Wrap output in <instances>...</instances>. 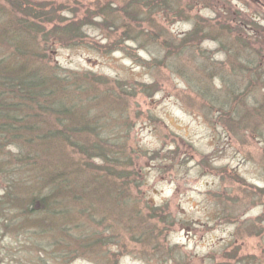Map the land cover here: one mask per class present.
Returning a JSON list of instances; mask_svg holds the SVG:
<instances>
[{"label":"rangeland","instance_id":"obj_1","mask_svg":"<svg viewBox=\"0 0 264 264\" xmlns=\"http://www.w3.org/2000/svg\"><path fill=\"white\" fill-rule=\"evenodd\" d=\"M43 1L57 15L64 13L62 8L75 9L78 19L72 22L76 32L65 38L47 33L46 43L34 40L45 49L43 62L50 68L44 70L60 78L58 71L87 78L93 88L86 84L84 90L91 93L69 96L68 102H75L87 121L110 120L106 138L122 135L123 149L134 152L126 167L128 178L114 186L107 181L112 164L102 169L95 166L98 160L79 158L69 147L59 149L68 185L90 190L73 204L65 201L69 213L57 224L62 246L50 253L52 247L43 242L34 249L27 241L31 232L23 236L22 221L13 220L18 212H0V264H264V90L235 97L246 79L229 65L223 71L214 60H226L228 53L222 50L231 52L230 44L236 48L237 41L222 36L224 45L217 48V41L205 37L216 26L212 10L228 8L238 19L254 18L241 22L254 27L256 22L264 34V0H231L230 6H222V0H181L186 2L182 13L170 11L167 17L143 22L141 31L149 35L143 44L122 34V28L139 30L121 17L125 3L129 10L134 6L132 0ZM99 13H106L104 19L96 17ZM111 24L119 28L109 29ZM51 26L42 27L48 31ZM190 32L194 36L187 38ZM253 47L260 53L258 45ZM202 90L209 97L200 95ZM77 168L80 172H72ZM85 169L95 174L87 179ZM70 174L75 176L68 178ZM98 175L99 184L94 180ZM7 177L12 184L8 200L16 205L18 184ZM1 185L0 198L6 195ZM99 189L112 191L117 202L106 195L102 199ZM115 194L125 206H117ZM66 227L71 238L62 241ZM92 228L101 233L98 241H104L97 252L69 253L80 252L81 238ZM115 235L117 242L107 241Z\"/></svg>","mask_w":264,"mask_h":264},{"label":"trees","instance_id":"obj_2","mask_svg":"<svg viewBox=\"0 0 264 264\" xmlns=\"http://www.w3.org/2000/svg\"><path fill=\"white\" fill-rule=\"evenodd\" d=\"M131 2L134 6L130 10L127 8L128 2L121 8V17L130 25L137 24L136 27L139 30L122 28V34L125 39L137 44H143L149 39V35H144L141 31L143 22L148 24L153 16L167 17L170 11L180 14L186 10V2L181 0L179 3H176L178 0H132ZM230 3L231 0H222L220 4L230 6ZM192 4L193 1L189 3V9L193 7ZM62 9L64 13L57 15L56 9L43 0H0V178L2 177L5 181L1 180L0 185L2 184L3 193L6 194L0 198V212L17 211L16 220H13L16 223L22 221L23 236L31 232L28 243L37 249V246L46 242V245L49 244L52 247L49 250L50 253L52 250L58 251L62 246L61 239L57 235V224L69 213V208L66 207L69 203L65 201L73 204L90 191L68 185L69 181L66 178L68 175L60 167L62 162L58 155L59 149L69 147L79 158L84 157L88 161L98 160L100 165L95 166L102 169L104 164H112L113 169H107L111 172L109 174L111 178L107 181L112 182L111 185L114 186L119 180L128 178L126 167L132 161L133 153L131 152H134L132 150L126 153L123 149L122 135L110 133L111 137L106 138L104 129L106 126L111 127V122H108L110 120L102 122V118H94L87 121L76 103L68 102L69 96L82 98L91 93L84 90L86 84H90L87 78L79 79L74 75H68L58 71L57 67L52 68L56 74L58 71L62 75L61 78L58 74L51 75L44 70L50 68L43 62L46 58L43 53L45 49L34 44V40L43 38L42 43H46L47 33L65 38L66 35L75 33L77 30L72 27V22L78 20L74 19L76 10ZM105 14L99 13L96 17L104 19ZM212 14L214 17L210 18L216 26L212 25L211 29H207L205 37L217 41V48L224 45L220 42L222 36L230 38L231 42L237 41L236 48L233 43L230 44L231 52L230 49L222 50L228 53L226 60H214L223 71L224 67L229 65L231 71H237L239 76L246 79L243 91L235 93L237 95L235 97H242L250 90L261 92L264 90V34L259 32L261 27H258L254 21L252 22L255 27L249 23H242L241 21L254 20V18L246 16L238 19L233 16L231 8L223 12L212 10ZM115 19H118V16H115ZM91 23L101 25L93 21ZM45 24L52 25L48 31L42 27ZM250 26L253 28L252 31ZM145 27L149 28L148 25ZM118 28L116 24L109 26L112 30ZM220 28L225 31L220 32ZM232 31L235 33L233 38ZM262 31L264 32V28L261 29ZM236 34L245 38V41ZM193 36L194 33L190 32L187 38ZM154 41L156 42V39ZM182 43L184 47V41ZM254 45H258L260 53L256 54L253 51L257 50L254 49ZM182 48L179 47L178 54H181ZM146 52L154 59L152 50L149 49ZM91 86L93 88V85ZM68 89L73 95L68 92ZM138 92H134L133 96ZM207 93L206 90L199 91V94L205 98L209 97ZM107 94L115 93L108 91ZM111 103L116 109V105ZM87 112H89L88 109ZM11 145L12 149H8ZM44 154L47 156L46 159H43ZM26 158L35 159V162L25 161ZM87 164L88 162H84V165ZM72 172L78 173L80 169H73ZM85 172L89 174L87 179L95 174L93 171L90 174L86 169ZM7 176L14 177V182L18 184L19 200L13 193V197L18 201L16 205L8 200L10 194L8 189L12 184L9 183ZM70 176L74 177L75 174H70L68 178ZM99 177L100 175L94 179L98 180V184ZM74 182L77 184L76 181ZM80 185L86 187L84 184ZM74 190L81 191L82 195H73ZM261 190L263 189H259ZM99 192L102 199L103 195H106L108 201L112 200L113 204L117 202L109 189H99ZM116 197L119 198L120 203V205L116 204L117 206L126 205V203L121 205L119 195L115 194ZM3 216L7 221L8 215L3 214ZM90 218L95 221L94 214H91ZM108 220L113 221L112 216ZM104 223H99L98 226ZM68 229L69 227H66L61 230L62 241L71 238ZM85 234L84 238H81V245L79 243L80 252L72 250L69 253L93 255L99 248H96L97 245L104 243V241H98L97 238L101 233L93 228L85 230ZM111 238L117 242L118 236L110 237L107 241L111 242Z\"/></svg>","mask_w":264,"mask_h":264}]
</instances>
